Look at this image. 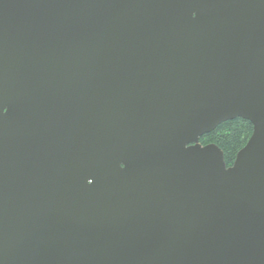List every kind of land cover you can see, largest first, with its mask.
<instances>
[{
    "label": "water",
    "instance_id": "water-1",
    "mask_svg": "<svg viewBox=\"0 0 264 264\" xmlns=\"http://www.w3.org/2000/svg\"><path fill=\"white\" fill-rule=\"evenodd\" d=\"M0 264H264V0H0Z\"/></svg>",
    "mask_w": 264,
    "mask_h": 264
},
{
    "label": "trees",
    "instance_id": "trees-1",
    "mask_svg": "<svg viewBox=\"0 0 264 264\" xmlns=\"http://www.w3.org/2000/svg\"><path fill=\"white\" fill-rule=\"evenodd\" d=\"M253 133V125L243 118L228 120L212 132L200 138L202 145L215 144L224 153L227 166H231L237 153L247 144Z\"/></svg>",
    "mask_w": 264,
    "mask_h": 264
}]
</instances>
